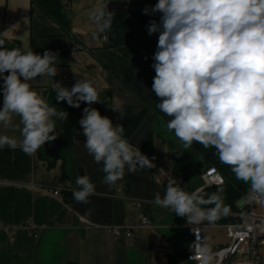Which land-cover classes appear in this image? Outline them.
<instances>
[{
  "label": "crops",
  "instance_id": "1",
  "mask_svg": "<svg viewBox=\"0 0 264 264\" xmlns=\"http://www.w3.org/2000/svg\"><path fill=\"white\" fill-rule=\"evenodd\" d=\"M114 1L127 2L126 22L111 26L102 40V33L89 20V11L105 4L108 9ZM157 2L71 0L70 35L32 0H0V34L7 31L0 36L5 40L4 47L58 53V74L28 83L50 107L72 113V142L68 146L60 142L58 126L57 138L45 142L34 154H25L19 147L0 148V264L186 262L193 236L186 217L152 201L157 192L163 196L165 173L176 175L175 163L183 153L196 168L194 176L184 183V190L199 191L207 198L210 193L204 188L203 175L219 158L214 148L205 149L196 142L191 149H184L174 132L166 130L171 118L157 108L159 98L152 91L155 71L151 65L158 33L149 35L146 26L151 20L159 22V14L143 13L145 7L151 8ZM74 44L82 48L74 49ZM64 76H68L66 82L62 81ZM78 79L93 81L102 103L92 107L114 124H122L125 138L150 159L155 157V168L135 173L126 168L115 186L110 188L103 183V164H97L84 147L85 137L79 124L88 105L81 102L75 108L67 102L55 103L53 82L71 88ZM117 103L123 119L111 110ZM2 104L0 90V107ZM19 123L18 115L13 116V126L5 128L0 123V135L22 140L14 127ZM146 142L151 144L145 148ZM83 175H88L95 185V194L88 203L77 202L72 194V189L77 188L76 178ZM51 189H59L60 194L54 195ZM142 216L150 218L152 225H142ZM28 224L37 229V236L28 231ZM114 225L132 229L133 235L115 236L110 231Z\"/></svg>",
  "mask_w": 264,
  "mask_h": 264
},
{
  "label": "clouds",
  "instance_id": "2",
  "mask_svg": "<svg viewBox=\"0 0 264 264\" xmlns=\"http://www.w3.org/2000/svg\"><path fill=\"white\" fill-rule=\"evenodd\" d=\"M143 13L159 14V22L151 20L146 27L149 35L158 33L152 91L159 98L157 108L171 118L166 130L174 132L184 149H191L194 142L214 148L219 161L249 186L251 199L264 202V0H158ZM113 16L107 4L89 11L99 33L111 29ZM4 45L0 39V123L13 126V116L18 115L20 123L14 127L22 140L0 135V148L19 147L31 155L57 138V121L68 117L67 112L50 107L28 83L55 77L59 54L51 50L39 54L30 47L9 50ZM53 83L58 102L75 108L81 102L88 105L79 124L84 147L97 164H103L105 185L115 186L126 168L135 173L156 167L155 157L150 159L125 138L122 124H114L92 107L102 103L93 81L78 79L71 88ZM111 110L123 119L120 104ZM75 183L74 199L88 203L95 194L94 183L88 175L77 177ZM223 192L218 188L205 198L199 191H185L172 177L163 196L157 192L152 201L186 217L196 236L193 244L202 253L201 264H210L212 255L195 226L228 214Z\"/></svg>",
  "mask_w": 264,
  "mask_h": 264
},
{
  "label": "built area",
  "instance_id": "3",
  "mask_svg": "<svg viewBox=\"0 0 264 264\" xmlns=\"http://www.w3.org/2000/svg\"><path fill=\"white\" fill-rule=\"evenodd\" d=\"M68 3V1H66ZM106 39V33H102V40ZM82 48L79 44H74V49ZM68 76H64L62 81L66 82ZM72 87V86H71ZM174 177L181 188L184 185V175L182 172H177L176 175L165 173V188L169 178ZM204 188H222L226 179L222 172L214 165H210L203 175ZM54 195H59V189L50 190ZM240 201L243 204L240 205ZM237 211L228 212L227 215L233 217L235 220L228 223H223L217 227H222L226 231V236L229 239V243L211 247L206 239L204 229L206 225L201 224L195 227L199 228V235L201 237V243L206 245L212 260L210 264H264V202L253 200L250 197L249 192L243 194L237 202ZM88 222L86 219H83ZM141 224L151 226L152 221L147 216L141 217ZM28 231L37 236V229L31 225H27ZM110 231L115 236L125 235L131 237L133 230L114 225L110 227ZM196 240V236L193 233L192 243L189 251L187 252L186 262L184 264H201L202 253L193 244Z\"/></svg>",
  "mask_w": 264,
  "mask_h": 264
},
{
  "label": "trees",
  "instance_id": "4",
  "mask_svg": "<svg viewBox=\"0 0 264 264\" xmlns=\"http://www.w3.org/2000/svg\"><path fill=\"white\" fill-rule=\"evenodd\" d=\"M68 1V3H66ZM36 3L46 14H48L54 21L61 25L66 32L73 35L72 30V14H71V0H32ZM126 22V12L124 9L116 11L113 16V27H119L124 25ZM2 85V81H0ZM68 117L61 122L57 121L56 127H60L59 140L62 144L68 146L72 142V113L67 110ZM151 142L145 143V148L149 146ZM143 147V148H144ZM224 175L226 179L225 185L222 187L223 192V204L229 207V212H235L237 209V202L240 197L249 192L248 185L234 178L230 166L222 164L217 161L213 163ZM176 170L182 172L184 175V182L187 183L194 176L196 168L191 164L188 157L183 153L178 157L175 163ZM211 194L217 191L214 188H208ZM209 194V195H210ZM206 207H213V205H206ZM222 222L228 223L235 219L229 215L223 213L220 214L219 218Z\"/></svg>",
  "mask_w": 264,
  "mask_h": 264
},
{
  "label": "rangeland",
  "instance_id": "5",
  "mask_svg": "<svg viewBox=\"0 0 264 264\" xmlns=\"http://www.w3.org/2000/svg\"><path fill=\"white\" fill-rule=\"evenodd\" d=\"M241 204H243L242 201H240V205ZM237 210L238 209H236V211ZM223 223L224 222H222L220 219L212 223H209L207 221L203 222V224H206L204 231L207 238V242L211 247L222 246L229 243V239L226 236L225 229L222 227H217Z\"/></svg>",
  "mask_w": 264,
  "mask_h": 264
},
{
  "label": "water",
  "instance_id": "6",
  "mask_svg": "<svg viewBox=\"0 0 264 264\" xmlns=\"http://www.w3.org/2000/svg\"><path fill=\"white\" fill-rule=\"evenodd\" d=\"M127 5V2L125 1H114V2H111L109 4V7H108V10L109 11H119V10H122L124 9V7ZM55 103L58 104V103H61V102H58L57 100H55Z\"/></svg>",
  "mask_w": 264,
  "mask_h": 264
}]
</instances>
